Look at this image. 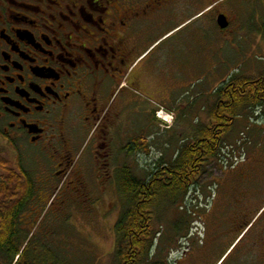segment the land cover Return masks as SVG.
Here are the masks:
<instances>
[{"label": "flooded vegetation", "instance_id": "obj_1", "mask_svg": "<svg viewBox=\"0 0 264 264\" xmlns=\"http://www.w3.org/2000/svg\"><path fill=\"white\" fill-rule=\"evenodd\" d=\"M234 1L0 0V153L16 166L35 154L44 170L38 184H56L73 173L75 139L88 133L90 157L67 183L82 201L89 184L118 186L128 155L141 149L120 126L119 101L144 87L145 72L131 67L140 66L147 24L185 5L203 19V39L235 41L243 32ZM259 138H245L231 164L220 153L204 164L190 187L203 177L201 194L186 196L176 211L185 216L172 220L171 264H215L221 252H230L228 264H264V132ZM92 203L96 211L104 204Z\"/></svg>", "mask_w": 264, "mask_h": 264}, {"label": "rangeland", "instance_id": "obj_2", "mask_svg": "<svg viewBox=\"0 0 264 264\" xmlns=\"http://www.w3.org/2000/svg\"><path fill=\"white\" fill-rule=\"evenodd\" d=\"M233 5L240 14L243 32L238 33L235 41H218L212 36L208 41L203 39L200 28L203 19H192L194 13L189 12L185 5L181 9L165 10L158 21L147 24L140 66L135 63L131 67V70L136 68L145 72L144 87L141 91L128 89L119 101L123 107L120 126L129 133V140L135 139L141 144V149L130 152L127 159L128 169L139 179L145 180L152 173L155 162L174 158L173 154L166 152L171 153L176 148L177 154L181 147L192 142L196 131L208 127L213 93L228 78L264 75V0H235ZM184 71L186 74H183ZM183 83H187L185 87ZM160 108L173 111L179 121H175L174 117L169 126L161 122L159 128L154 115ZM263 132L264 108L248 111L237 118L223 138L221 161L231 164L233 157H238L241 144L246 143L244 139L256 143ZM92 145L93 140L88 133L75 139L72 158L76 168L56 184H38L44 170L35 159V154L26 153L16 166L0 153V162L9 161L6 164L8 168H21L35 183V198L23 214L22 228L29 233L28 238L33 244L43 243L49 250L47 253L37 246L41 252L36 250L37 254L33 253L41 258L42 263L113 264V232L125 204L118 186H108L103 192V188L89 184L86 186L89 198L82 201L74 194L75 184L67 183L77 178V169L89 159ZM216 160L220 158L212 161ZM85 170L87 179H92L91 168L85 167ZM3 174L0 169V177ZM203 179L198 180L197 190L193 187L188 191L187 197L191 193L201 194V191L198 193V186ZM64 181L66 184H63ZM187 197L173 206H160L158 219L152 225L156 241L148 264H171L172 220L174 214L185 216L186 213L176 211L185 209ZM96 200H103L104 203L99 211L92 203ZM32 250L33 245L29 252L32 253ZM229 253L222 258L223 253H219L215 264H228Z\"/></svg>", "mask_w": 264, "mask_h": 264}, {"label": "trees", "instance_id": "obj_3", "mask_svg": "<svg viewBox=\"0 0 264 264\" xmlns=\"http://www.w3.org/2000/svg\"><path fill=\"white\" fill-rule=\"evenodd\" d=\"M213 96L208 127L196 131L192 142L181 147L171 161L155 162L145 180L129 169L120 176L118 189L125 204L114 227L113 264H148L156 241L152 225L160 206L184 200L204 164L217 158L236 119L264 108V75L228 78ZM0 169L4 171L0 177V264H47L34 254L39 247L49 250L43 243L33 244L29 233L21 229L22 216L35 198L33 178L4 162Z\"/></svg>", "mask_w": 264, "mask_h": 264}, {"label": "crops", "instance_id": "obj_4", "mask_svg": "<svg viewBox=\"0 0 264 264\" xmlns=\"http://www.w3.org/2000/svg\"><path fill=\"white\" fill-rule=\"evenodd\" d=\"M189 73V72H188ZM173 74V73H172ZM183 74H186V72L184 71L183 72ZM186 84L187 83H183L182 85H184L183 87H185L186 86ZM169 111H171V110H169ZM173 114H174V116H175V121H179V117H178V115H176L173 111H171ZM156 119H155V117H154V121H155ZM157 123V122H156ZM176 123V122H175ZM158 125V124H157ZM172 126V125H171ZM165 146H168L167 144H165ZM144 149H145V147H144ZM155 149H157L156 147H155ZM160 149H163V148H160ZM167 149V148H166ZM175 150L174 151H172L171 153L170 152H166V153H169V154H173V155H175L176 154V151H177V149L176 148H174ZM163 152L165 153V151L163 150Z\"/></svg>", "mask_w": 264, "mask_h": 264}, {"label": "built area", "instance_id": "obj_5", "mask_svg": "<svg viewBox=\"0 0 264 264\" xmlns=\"http://www.w3.org/2000/svg\"><path fill=\"white\" fill-rule=\"evenodd\" d=\"M169 116L170 119L172 120L173 115L168 114L166 111H164L163 109H160V111L156 114L157 119L161 120L162 118Z\"/></svg>", "mask_w": 264, "mask_h": 264}, {"label": "bare ground", "instance_id": "obj_6", "mask_svg": "<svg viewBox=\"0 0 264 264\" xmlns=\"http://www.w3.org/2000/svg\"><path fill=\"white\" fill-rule=\"evenodd\" d=\"M160 121L163 122V123L166 124V125H169L171 119H170L169 116H166V117L162 118Z\"/></svg>", "mask_w": 264, "mask_h": 264}]
</instances>
